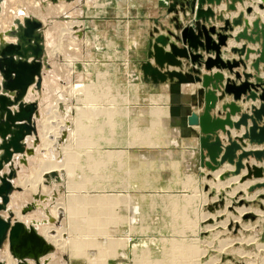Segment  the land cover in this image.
Listing matches in <instances>:
<instances>
[{"label":"rangeland","instance_id":"1","mask_svg":"<svg viewBox=\"0 0 264 264\" xmlns=\"http://www.w3.org/2000/svg\"><path fill=\"white\" fill-rule=\"evenodd\" d=\"M43 5L49 16L52 15L53 39L58 49L56 55L49 52L51 64L47 73L53 68L52 74H61L56 76L61 80V88L56 89L57 92L53 90L55 99H50L47 112L53 118L46 128L43 126L46 120L40 114V129L35 139L37 149L31 147L33 153L21 159L25 166L21 174L25 179L33 178L43 155L45 160L66 161V169L73 164L75 171L68 168L70 172L73 170V176L67 178L68 190L64 187L55 200L51 193L49 197L43 196L48 201L41 200L44 202L39 203L38 211L66 208L83 217L75 219L72 228L62 223L58 229L52 228L53 234L63 235L53 264H93L92 255L100 264H264V185L261 184L264 179L245 176L247 164L264 169V156L261 159L251 154L244 156L239 169L228 161L223 162L226 163L223 167L222 163L211 169L203 163L210 161L206 150L202 151L204 158L201 159L198 138L181 137L178 127L171 124L166 84H161L162 91L155 93L148 89L150 83L140 79V63L148 59V51L156 38L164 36L167 45L173 43L183 47L181 32L196 21L207 29L213 27L215 32L209 34L215 41L217 33L226 35V44L220 46L219 55L224 61H239V68L233 69L241 75L243 72L257 74L251 66V56L246 66L242 65L244 58L240 51L244 48L242 45L255 48L259 40L251 43L240 34L247 29L248 36L259 35L260 30L254 22L264 24V0H45ZM199 9L201 16L197 14ZM208 11L212 14L205 15ZM63 17H66L64 21ZM127 36L137 40L129 51ZM165 48L169 50V46ZM193 52L200 54L201 65L181 58L183 64L174 69L194 74L189 69L195 67L200 76L217 71L216 67L207 70L203 65L205 59L214 57L213 50L199 47ZM53 56L58 59L55 64L51 61ZM150 61L153 62V58ZM263 65L259 64L262 68L257 74L261 79H264ZM222 73L236 84L240 83L233 73L224 70ZM249 81L256 79L251 76ZM198 86L200 83L183 84L182 90L193 93ZM219 93L217 91V96ZM242 97L234 101L246 113H251L250 105L258 107L262 102L258 97L246 101ZM232 100L231 94H225L210 114L224 117L221 105ZM194 111L201 112L202 108H194ZM238 116L239 113L231 118L236 120ZM194 128L198 130L197 126ZM45 131L53 141L54 154L48 157L43 140ZM230 131V135L220 132L222 146L236 141L246 151L264 152V142H250L242 137L243 125ZM238 137H242L243 144ZM195 151L196 155L199 153L196 165L186 157ZM240 152V148L234 149L235 155ZM47 179L45 175L44 180ZM73 185L76 188L73 189ZM22 186L18 184L14 192L24 193L25 188H29ZM66 192L70 195L68 205L62 200ZM33 211L27 207L24 213ZM106 236L111 240H106ZM7 245L6 242L4 247ZM113 246L124 254H110Z\"/></svg>","mask_w":264,"mask_h":264},{"label":"water","instance_id":"2","mask_svg":"<svg viewBox=\"0 0 264 264\" xmlns=\"http://www.w3.org/2000/svg\"><path fill=\"white\" fill-rule=\"evenodd\" d=\"M18 11L21 12V10ZM197 14L201 16L200 9ZM211 14V11L205 13V15ZM16 23V28L7 31L16 37V41L14 43L0 42V75L2 77L0 87L3 92L0 95V170L4 163L11 161V152L21 146L22 140L25 138L24 132L34 128L33 117L37 112V105L31 102L25 103L23 99L28 86L33 83L38 84L41 73L40 61L44 59L41 22L35 17L26 16L22 23ZM254 26L260 30L258 36L255 38L248 36L245 33L247 29L240 36H246L251 43L259 40V45L255 48L242 45L244 48L242 47L240 52L243 53L244 60H241V63L246 66L245 63L249 62L250 56H253L251 66L255 69V73L257 71L259 73L262 68L259 64L264 63V24L259 25L254 22ZM210 32H215L213 27L207 29L205 25L196 21L181 32L184 46L178 47L169 43L170 51L165 49L167 38L157 37L156 42L152 44V49L148 51V59L140 63L142 73L140 79L150 83L149 90L155 93L161 89V84H166L165 88L168 90L170 103V122L178 127L181 136L198 137L201 159L204 158L202 152L204 150H206L205 155L210 159V161L203 162L205 165L215 169L224 161H228L239 169L243 166L241 161L244 156L251 154L256 159H261L264 152L246 151L236 141H230L228 145L222 146L219 134L221 132L230 135L231 129L241 128L243 125L242 137L248 138L250 142H264V79L258 77V73L252 75L243 72L241 75L233 69L234 67L239 68L240 62L236 60L224 61L219 55L220 46L226 44V35L217 33L218 38L215 41L209 34ZM236 38L237 35H235ZM199 47L215 52L214 57L203 61V65L207 70L216 67L217 71L211 74L203 73L200 76V71L195 67L189 69L194 74L174 69V67H181V58H188L190 62H197L198 65H201L200 54L193 52ZM231 50L237 51L235 48H231ZM150 58H153V62L149 61ZM169 66L173 69H169ZM222 70L233 73L240 83L236 84L228 76L225 77ZM251 76L256 79L255 82L249 81ZM194 82L200 83V86L193 93L183 92L182 84ZM259 90L260 93H257L256 91ZM217 91L220 92L218 96ZM225 94H231L233 100L221 105L225 111L224 117L210 114V110L216 108V102L222 101ZM242 96L245 97V101L258 97L262 102L258 107L254 104L250 105L251 113H246L241 111L234 101L243 99ZM11 104L16 105L15 111L11 109ZM194 108H202V111L196 113ZM237 113L239 116L232 121L231 116H235ZM175 117L179 123L176 122ZM192 126H197L198 130L193 129ZM242 137H238V140L243 144ZM239 148L240 154L235 155L234 149ZM3 174L0 175V207H5L8 200L11 191L10 178L13 173L8 177ZM245 176L264 179V169L250 167L247 164ZM261 184L264 185V180ZM6 239H8L10 253L19 260L26 257L37 258L46 247L44 239L36 234L32 227L18 222L10 226L9 220L0 216V246Z\"/></svg>","mask_w":264,"mask_h":264},{"label":"bare ground","instance_id":"3","mask_svg":"<svg viewBox=\"0 0 264 264\" xmlns=\"http://www.w3.org/2000/svg\"><path fill=\"white\" fill-rule=\"evenodd\" d=\"M45 0H1L0 1V42L3 41V42H8V43H14L16 41V37L14 35H11L9 34L7 31L9 29H13V28H16L17 27V23L16 22H20L22 23L24 21V18L26 16H29V17H35L36 19H38L41 24H42V45H43V56H44V59H41V73H40V79H39V82L38 84H30L27 88V92H26V95L24 96V99L23 101L25 103H34L37 105V112L35 113L34 117H33V123H34V128L32 130V128L28 129V128H24V129H28L27 131L24 132V135H25V138L24 140H22V144H21V148L19 147L17 150H14L13 152H11L12 154V157H11V161L9 163H4L1 170H0V175H6L7 177L12 174L11 178H10V182H11V191L8 195V200L6 202V205L5 207H0V216L1 218L3 219H8L9 220V224L10 226L13 225V223H21V224H24L25 226H30L33 228V230L36 232V234H38L39 236H41L44 241L46 242V247L42 250L41 254H39L37 256V258H32V257H26L24 259H21L19 260L18 258L14 257L11 253H10V250H9V246L7 245L6 247L5 244L6 242L8 243V239H6L3 244L0 246V264H53V259L56 257V248H58L60 246V242L63 243L62 241H59L61 240L60 237H62L61 235L58 234L55 235L53 234L54 233V230L52 229L53 227L57 228L58 225H60L61 223L64 224L65 226L67 227H70L72 228V225L73 222H75V219H78L79 217L81 218L82 214H79L76 212H74L73 210H67L66 211V208L62 210V208H53L51 207V210H47V209H41V211L39 212L38 211V208H40L38 205L40 202H47L45 198H43V196H46V197H49L48 194L51 193L54 195V197H52L54 200L59 196L58 194L62 191V189L65 187L66 190H68V186H67V178H68V175H72L71 174L74 170L73 167H75L73 164L69 167H72L73 170L72 172H70L69 170L70 169H66L65 166L67 165V163L65 164L64 162L66 161H63V162H58L56 161L57 159H55V161H51V160H45L44 159V155H40L39 157L42 156V159L40 160L38 157V159L41 161V165H39V169L37 168V171H36V174L34 175L33 178H29V179H25L24 175L21 174L23 168L25 166H23L21 163V159H23L26 154H32L33 153V149L31 147H34L35 149L36 146H35V139H37V136H38V131L40 129V125H39V117H40V114L43 115L44 117V127L46 128V126L49 124V121L51 118H53V116H48L49 114L47 113L49 111V108H50V104H51V100L50 99H53L54 97V93H53V90L55 91L56 89H60L61 87H59V85L61 84V80L59 78L56 77L57 75L55 74H52V70L49 69L50 71L47 73V68L50 67V64H49V52L51 53L52 51V54L54 55V53L58 50L57 47H55V41H54V37L53 36V29H52V15L49 16V13L45 10L46 8L43 7L45 6L46 2L44 3L45 5H43V2ZM47 1V0H46ZM51 2V1H50ZM54 2V1H53ZM48 3V2H47ZM92 3V2H91ZM102 3V2H101ZM50 4V3H49ZM53 4V3H52ZM92 5V4H91ZM104 5V4H103ZM49 8L50 5H47ZM52 6V5H51ZM69 6V4H68ZM72 7V6H70ZM69 7V8H70ZM45 8V9H44ZM51 8V7H50ZM53 8V6H52ZM67 8V6H66ZM68 8V9H69ZM73 8V7H72ZM104 9V8H103ZM18 10H21L18 11ZM67 10V9H65ZM70 11V10H68ZM68 11H65L64 13L65 14H68ZM73 11V10H71ZM70 11V12H71ZM105 12V11H104ZM51 13V12H50ZM106 13V12H105ZM64 18L66 17H63V21H64ZM16 20V21H15ZM67 21V20H66ZM193 24V23H192ZM190 24V25H192ZM95 38V37H94ZM97 38V37H96ZM97 42V41H96ZM99 45V44H98ZM96 46V45H95ZM94 46V47H95ZM168 45H166L167 47ZM96 48V47H95ZM52 49V50H51ZM166 49V48H165ZM60 51V50H59ZM58 52V51H57ZM222 53V51H221ZM56 55V53H55ZM50 57V56H49ZM59 57V56H58ZM60 59V58H59ZM151 59V58H150ZM149 59V61H150ZM30 60V59H29ZM56 60H58L55 56H53L52 58V63L54 62V64L56 63ZM62 60V59H61ZM68 62V61H67ZM151 62V61H150ZM108 64V63H107ZM182 64H183V61H182ZM53 67V65L51 66ZM55 67V66H54ZM73 68V67H72ZM214 68V67H213ZM212 68V69H213ZM54 72V71H53ZM59 72V70H58ZM70 72V71H69ZM75 72V71H74ZM73 72V73H74ZM69 74V73H68ZM61 75V74H60ZM63 75V74H62ZM66 75V74H65ZM75 75V74H74ZM73 75V76H74ZM70 76V74H69ZM102 76V75H101ZM60 77V76H59ZM67 78V77H65ZM71 78V77H70ZM105 78V77H104ZM63 79V77H62ZM69 79V78H68ZM106 79V78H105ZM111 79V78H109ZM1 80H2V77L0 75V83H1ZM194 83H198V82H194ZM92 84V83H91ZM186 84V83H185ZM188 84V83H187ZM192 84V83H190ZM183 85V84H182ZM81 87V86H80ZM71 88V87H70ZM86 88H89V87H86ZM67 89V88H66ZM72 89V88H71ZM74 89V88H73ZM76 89V88H75ZM74 89V90H75ZM92 89V88H91ZM182 89V87H181ZM64 90V89H63ZM58 90H56L55 92H57ZM76 91V90H75ZM88 91V89H87ZM69 92V91H68ZM100 92V91H98ZM109 92V91H108ZM134 92V91H133ZM184 92V91H183ZM2 88L0 87V95H2ZM44 93V97L41 98L42 94ZM74 93V92H72ZM82 93V92H81ZM80 93V94H81ZM84 93V92H83ZM92 93V92H91ZM100 94V93H99ZM75 95V94H74ZM107 96V95H106ZM134 96V95H133ZM37 99H38V102H37ZM55 99V98H54ZM88 99V98H87ZM91 99V98H90ZM92 100V99H91ZM90 100V101H91ZM117 100V98H116ZM161 100V99H160ZM39 103V104H38ZM89 103V102H88ZM94 103V102H93ZM113 103V102H112ZM117 103V102H116ZM87 104V103H86ZM90 104V103H89ZM118 104V103H117ZM35 105V106H36ZM39 105V106H38ZM88 105V104H87ZM56 106V105H55ZM116 106V105H115ZM11 109H13L15 111L16 109V105L15 104H11ZM57 108V106H56ZM115 108V107H114ZM200 109V108H199ZM59 110V109H58ZM194 110V109H193ZM196 112V111H195ZM54 113V112H53ZM98 113V112H97ZM101 113V112H100ZM197 113V112H196ZM199 113V112H198ZM52 115V114H51ZM98 115V114H97ZM101 115V114H100ZM55 116V115H54ZM93 116V115H92ZM105 116V115H104ZM42 117V116H41ZM97 117V116H96ZM102 117V116H101ZM84 118V117H83ZM232 119V118H231ZM101 120V119H100ZM175 120L177 123H179V120L175 117ZM52 121V120H51ZM233 121V119H232ZM99 122V121H97ZM92 124V121L91 123ZM172 124V123H171ZM53 125V124H52ZM173 125V124H172ZM42 126V127H43ZM175 126V125H173ZM49 127V126H48ZM98 127V126H97ZM193 129L194 126H192ZM49 129V128H48ZM53 129V128H52ZM64 129V128H63ZM145 129V128H144ZM46 130V129H45ZM51 130V129H50ZM62 130V129H61ZM141 130V129H139ZM197 130V129H196ZM241 130V129H240ZM138 131V130H137ZM136 131V132H137ZM51 132V131H50ZM90 132V131H89ZM107 132V131H106ZM43 133V132H42ZM72 133V132H71ZM104 133V132H103ZM46 134V137L43 139L44 140V144H45V152L46 153V156H52L54 154V152L52 151L51 149V145H52V142L51 139L49 138V136H47V131H45ZM64 134V132H63ZM105 134V133H104ZM134 134V133H133ZM53 135V134H52ZM76 135V134H75ZM42 136V135H41ZM181 136V135H180ZM58 137V136H57ZM183 137V136H181ZM193 137V135L189 136V137H184V138H191ZM56 138V137H55ZM65 138V137H64ZM198 138V137H197ZM63 139V138H62ZM60 140V139H59ZM113 140V139H112ZM199 140V139H198ZM55 142V141H54ZM107 142V141H106ZM109 142V141H108ZM58 143V142H57ZM56 143V144H57ZM89 143V142H88ZM113 143V142H112ZM115 143V142H114ZM54 144V143H53ZM80 144V143H78ZM107 144V143H106ZM111 144V143H110ZM75 145V144H74ZM86 145H88L86 143ZM67 146V145H66ZM76 146V145H75ZM95 146V145H94ZM108 146V144H107ZM44 147V148H45ZM55 147V146H54ZM53 147V148H54ZM78 147V146H77ZM102 147V146H101ZM42 148V149H44ZM65 148V147H64ZM94 148V147H92ZM199 148H200V145H199ZM75 149V148H74ZM104 149V148H103ZM106 150V149H104ZM41 151V150H40ZM60 151V150H59ZM38 152V151H37ZM44 152V151H43ZM65 152V151H64ZM96 152V151H95ZM123 152V151H122ZM42 153V152H41ZM72 154V153H71ZM112 154V153H111ZM119 154V153H118ZM38 155V154H37ZM36 155V156H37ZM102 155V154H101ZM61 156V154H60ZM66 156V155H65ZM84 156V155H83ZM37 158H36V161H37ZM46 158V157H45ZM60 158V157H59ZM120 158V157H119ZM72 159V158H71ZM32 160V159H31ZM66 160V159H65ZM94 160V159H93ZM85 161V160H84ZM89 161V159L87 160ZM115 162V161H114ZM135 162V160H134ZM206 162V161H204ZM108 163V162H107ZM106 163V164H107ZM136 163V162H135ZM134 163V164H135ZM39 164V163H38ZM69 164V163H68ZM77 164V163H76ZM105 164V165H106ZM133 164V163H132ZM133 164V165H134ZM104 165V166H105ZM203 165V164H202ZM224 165H226V163H223V165L221 167H223ZM23 166V167H22ZM80 166V165H79ZM82 166V165H81ZM94 166V165H93ZM100 166V165H99ZM102 166V165H101ZM137 166V165H136ZM32 167V166H31ZM77 167V166H76ZM96 167V166H95ZM103 167V166H102ZM112 167V166H111ZM135 167V166H134ZM220 167V168H221ZM253 167H258V166H253ZM65 168V169H64ZM85 168V167H84ZM36 170V168L33 167V170ZM76 169V168H75ZM139 169V168H138ZM32 170V171H33ZM85 170V169H84ZM219 170L216 169L214 171H217ZM75 171V170H74ZM78 171V170H77ZM94 171V170H93ZM119 171V170H118ZM121 171V170H120ZM35 172V171H34ZM33 172V173H34ZM75 173V172H74ZM98 173V172H97ZM32 174V173H31ZM49 174V175H47ZM81 174V173H80ZM137 174V172H136ZM139 174V173H138ZM137 174V176H138ZM26 175V174H25ZM47 176L48 179L47 181L44 180V176ZM78 175V174H77ZM122 175V174H121ZM135 175V174H134ZM14 176V177H13ZM89 176V175H88ZM87 176V177H88ZM133 176V175H132ZM17 177V178H16ZM26 177L28 178L29 176L26 175ZM32 177V176H31ZM85 177V176H84ZM91 177V176H90ZM71 178V177H70ZM69 178V179H70ZM132 178V177H131ZM135 178V176H134ZM17 179V180H16ZM46 179V178H45ZM119 179V178H118ZM137 179V178H136ZM140 179V178H138ZM71 180V179H70ZM83 180V179H82ZM95 180V179H94ZM120 180V179H119ZM134 180V179H133ZM0 181H1V177H0ZM52 181V182H50ZM88 181V180H87ZM116 181V180H115ZM46 183L45 185L42 186L41 183ZM70 182V181H69ZM40 183V184H39ZM78 183V181H77ZM86 183V182H85ZM113 183V182H112ZM18 184H22L23 186H27L28 185V189L25 188V192L24 193H16L14 192L18 186ZM50 184V185H49ZM59 184V185H58ZM72 184H75V182H73ZM40 185L42 186L40 188ZM56 185H58V187L56 188ZM79 185V184H78ZM122 185V184H121ZM22 186V187H23ZM90 186V184H89ZM131 186V185H130ZM74 185H73V189H74ZM107 187V186H106ZM132 187V186H131ZM76 188V187H75ZM88 188V187H87ZM18 189V188H17ZM69 189H70V186H69ZM126 189V188H125ZM77 190V189H75ZM124 190V189H123ZM44 192L45 195H43L41 192ZM51 191V192H50ZM72 191V188L71 190ZM78 191V190H77ZM22 192V191H21ZM37 192V193H36ZM83 192V191H82ZM73 193V192H72ZM87 193V192H86ZM99 193V192H98ZM61 194V193H60ZM63 194V193H62ZM111 194V193H110ZM33 195H36L33 196ZM72 195V194H71ZM51 196V195H50ZM63 196V195H62ZM69 194L68 192H66V194L64 195V197L62 198V200L64 201L63 203L66 202V204L69 202ZM125 196V195H124ZM35 197V198H34ZM84 197V196H83ZM87 197V196H86ZM97 197V196H96ZM37 198V199H36ZM128 198V197H127ZM39 199V200H38ZM45 199V200H44ZM72 199V198H71ZM75 199V198H74ZM83 199V198H82ZM41 200H44V201H41ZM66 200V201H65ZM131 200V199H130ZM80 201V200H79ZM83 201V200H82ZM51 202V201H50ZM71 202V201H70ZM55 203V202H54ZM62 203V204H63ZM97 203V201H96ZM126 203V202H125ZM46 204V203H45ZM70 204V203H69ZM1 205V204H0ZM68 205V204H67ZM41 206V204H40ZM52 206V205H51ZM63 206H65V204H63ZM77 206V205H76ZM75 206V207H76ZM126 206V205H125ZM29 208V209H34L33 212H29V213H24V211L26 210V208ZM42 207V206H41ZM47 207V206H46ZM49 207V205H48ZM56 207V206H54ZM107 207V206H106ZM45 208V207H44ZM68 208V207H67ZM70 209L73 208L72 205L69 207ZM68 208V209H69ZM129 208V206H128ZM77 209V208H75ZM84 209V208H83ZM86 209V208H85ZM131 209V208H130ZM79 210V209H78ZM124 210V209H123ZM29 211V210H28ZM16 215V218L13 219L14 217V213ZM85 212V211H84ZM111 212V211H110ZM122 212V211H121ZM124 212V211H123ZM127 212H129L127 210ZM126 212V213H127ZM41 213V214H40ZM83 213V212H82ZM108 213V212H107ZM125 213V212H124ZM131 213V212H129ZM84 214V213H83ZM124 215V214H123ZM133 215H134V212H133ZM91 217V216H90ZM122 217V215H121ZM135 218V216H133ZM125 218V217H124ZM131 220H132V217L130 216ZM129 218V219H130ZM83 219V217L81 218ZM93 220V219H92ZM130 220V221H131ZM134 221V220H133ZM136 221V220H135ZM112 222V221H111ZM50 223L54 224L53 226L50 225ZM78 223V222H77ZM80 223V222H79ZM110 223V222H109ZM123 223V222H122ZM128 223V222H127ZM126 223V224H127ZM118 224V223H117ZM81 226V225H80ZM83 227V226H81ZM68 228L71 232L72 229ZM134 228V227H133ZM58 229V228H57ZM67 229V228H66ZM65 229V230H66ZM101 229V228H100ZM108 229V228H107ZM122 229V228H121ZM60 230V229H59ZM64 230V228H63ZM116 230V229H115ZM62 231V229H61ZM90 231V230H89ZM124 231V230H123ZM126 231V230H125ZM60 232V231H59ZM58 232V233H59ZM63 232V231H62ZM72 232H74L72 230ZM69 234V232H67ZM85 233V232H84ZM96 233V232H95ZM93 232V234H95ZM110 233V232H108ZM112 233V232H111ZM62 234V233H61ZM76 234V233H75ZM92 234V235H93ZM72 235V234H71ZM87 235V234H86ZM85 235V237H86ZM90 235V233H89ZM88 235V236H89ZM92 235L90 237H92ZM118 235H121V234H118ZM123 235V234H122ZM66 235H64L65 237ZM70 236V235H69ZM110 236V235H109ZM107 237L106 240H108V238L110 239V237ZM76 237V236H75ZM105 237V236H103ZM119 237V236H118ZM66 238V237H65ZM68 238V237H67ZM83 238V236H82ZM117 238V237H116ZM127 238V237H126ZM74 239V238H73ZM76 239V238H75ZM90 238H88L89 240ZM105 239V238H104ZM120 239V237H119ZM66 240V239H65ZM111 240V239H110ZM109 240V241H110ZM118 240V238L116 239ZM123 240V239H121ZM127 241V240H126ZM79 242V241H78ZM108 242V241H107ZM117 242V241H116ZM68 243V241H67ZM70 243V241H69ZM81 243V242H80ZM80 243H77L78 246L80 245ZM87 243V242H86ZM115 243V242H114ZM119 243V241L117 242ZM121 243V242H120ZM65 244V243H64ZM85 244V242L83 243ZM102 244V243H101ZM63 245V244H62ZM82 245V243H81ZM112 245V244H111ZM110 245V247H111ZM66 246V245H65ZM64 246V247H65ZM84 246V245H83ZM88 246V245H87ZM104 246V245H103ZM118 246V245H117ZM69 247V246H68ZM73 247V245H72ZM75 247V246H74ZM77 247V246H76ZM89 247V246H88ZM86 248V246L84 247ZM101 248V247H100ZM108 248V247H107ZM59 249V248H58ZM77 249V248H76ZM95 249V248H94ZM98 249V248H97ZM102 249H106V248H102ZM118 248L117 247H114L112 248V252L110 254H113L114 256L115 255H120V253L122 252L121 249L120 250H117ZM68 250V249H67ZM111 250V249H110ZM64 251V250H63ZM77 251V250H75ZM143 251V250H142ZM59 252V251H58ZM110 252V251H109ZM108 252V253H109ZM66 253V252H65ZM74 253V252H73ZM99 253V252H97ZM107 253V252H106ZM116 253V254H115ZM74 254H77L74 253ZM80 254V253H79ZM85 254V253H84ZM102 254V253H101ZM105 254V253H104ZM109 254V255H110ZM121 254H124V253H121ZM88 255V254H87ZM86 255V258H88ZM91 256V255H89ZM123 256V255H122ZM145 256V255H144ZM77 256H75L74 258L76 259ZM82 257V256H81ZM95 257V255H94ZM93 255L91 256V260L93 262V264H100L98 262V259L97 257L94 258ZM90 258V257H89ZM94 258V259H93ZM149 257H147L148 259ZM115 259V257H114ZM69 260V259H68ZM77 260V259H76ZM110 260V258H109ZM149 260V259H148ZM50 261H52L50 263ZM86 261V260H84ZM102 261V259H101ZM56 262V261H55ZM58 262V261H57ZM145 262V261H144ZM152 262V261H151ZM70 263V262H69ZM90 263V262H89ZM102 263V262H101ZM108 263V262H107ZM59 264V262H58ZM106 264V263H105Z\"/></svg>","mask_w":264,"mask_h":264},{"label":"crops","instance_id":"4","mask_svg":"<svg viewBox=\"0 0 264 264\" xmlns=\"http://www.w3.org/2000/svg\"><path fill=\"white\" fill-rule=\"evenodd\" d=\"M133 41H137L136 38L131 39V37L127 36V43H129V45H130V48L128 49V51L132 48V46H135V45L132 44ZM251 57H253V56H251ZM169 69H173V68L169 67ZM160 87H161V89L159 90V92L162 91V85ZM148 89H149V86H148ZM148 94H150V93H147L146 95H148ZM151 94H153V93H151ZM196 152L197 151L193 152V154L191 156H189V155L186 156L187 158H189L190 163H195V165L197 163V158H199V157H197V156H199V153H198V155H196L197 154ZM195 165L193 167H195Z\"/></svg>","mask_w":264,"mask_h":264}]
</instances>
